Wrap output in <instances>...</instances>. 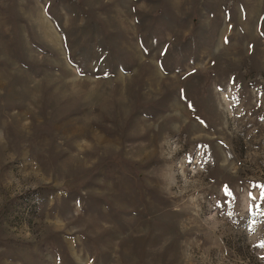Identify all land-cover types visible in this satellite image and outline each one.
Masks as SVG:
<instances>
[{"label": "rangeland", "instance_id": "374dc122", "mask_svg": "<svg viewBox=\"0 0 264 264\" xmlns=\"http://www.w3.org/2000/svg\"><path fill=\"white\" fill-rule=\"evenodd\" d=\"M262 191L264 0H0V264H264Z\"/></svg>", "mask_w": 264, "mask_h": 264}, {"label": "snow or ice", "instance_id": "6c2138e0", "mask_svg": "<svg viewBox=\"0 0 264 264\" xmlns=\"http://www.w3.org/2000/svg\"><path fill=\"white\" fill-rule=\"evenodd\" d=\"M182 94H183V90H182ZM189 106H191V105H189ZM225 187H227V186H225ZM227 195H232V193H231V190H229L228 192H227ZM261 196H262V198H264V191H262V193H261ZM249 198L250 199H255V197L254 196H252V194L251 193H249ZM235 197H233V203L235 202ZM258 207V206H257Z\"/></svg>", "mask_w": 264, "mask_h": 264}]
</instances>
